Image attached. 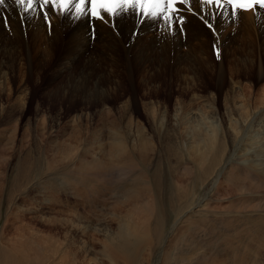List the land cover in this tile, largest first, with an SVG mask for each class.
<instances>
[{"label":"bare ground","instance_id":"6f19581e","mask_svg":"<svg viewBox=\"0 0 264 264\" xmlns=\"http://www.w3.org/2000/svg\"><path fill=\"white\" fill-rule=\"evenodd\" d=\"M190 2L194 12H198V0H190ZM179 7L183 8L181 15L185 17L186 21L183 25V34L178 31L180 27L178 22L175 25L177 31L175 34H170L166 27L163 26L162 21L157 24L151 20H146L141 25L136 17L129 13L115 19L94 21V38L91 39L93 33L89 30V20L86 18L76 21L71 15L61 16L54 14L51 16V26H49L48 23L43 21L42 14L32 13L29 14L30 18L29 16H25L24 22H22L21 16L24 14L16 8L14 0H7L6 5L0 7V120H17L28 117L29 119H38L41 122L43 118L58 119L62 114H65L67 109L76 108L77 114L73 116L72 123L76 122L80 124V122L87 121L88 118L91 119L97 115L111 114V110L115 108L119 97L123 96L122 94L125 92L128 83L131 86V90L128 94V101L120 106V115L123 117V120L125 118L128 121V128L134 127L136 133L141 135L134 136L129 133L127 134L128 139L125 136L126 134L124 135L125 137L123 136L124 133L121 135L119 131L113 132V142L110 148L112 151L108 155V158H111L110 160L113 158L115 164L117 162L125 170L137 169L139 167V175L130 179L131 181H135L137 178L138 182L140 181L146 186L151 184V190L144 188L147 189L150 196H158V192L163 189L165 195H171L174 196V199H178L177 209L173 207L176 203L175 200H173L175 202L173 205V202L169 199L168 203L171 202V206L174 209L172 211L173 214L182 212L179 216H175L177 217L176 219L174 218L175 223L180 225L190 223L194 224V226L197 225L200 223V218L208 214L209 206L211 205L209 203L217 201L215 198L207 197V195L210 196V194L215 192L214 185L211 186L209 182L211 172L214 173L213 179L219 177L224 181L231 180L234 184L238 183V187L235 188L238 192L237 197L239 198L247 193L246 195L249 194L247 199L255 201L253 209L256 211L254 214L259 218L258 231H260L261 239H264V144L262 145L256 141L258 137L256 132L264 133V112H259L255 118L259 129H253L249 125L246 129L244 128L243 135L240 138L239 135L242 130L238 128L234 121H231L232 123H229L227 127L223 126L220 128L221 130H218V128L216 130V127L203 129L204 127L199 128L196 125L197 128L194 126L190 131H186L177 149L182 154V158L185 159V163H179L175 166L172 178L166 172L162 159L158 154L159 142L158 140H154L155 136L161 135L162 127L157 124L155 129L150 128L152 130L146 133L142 127L139 128L141 129L139 131L137 125L132 126L131 124V120H134L133 117L137 116L139 111L132 76L142 71H151V65L162 62L163 59H165V65L170 60L168 56L166 58H159V56L153 53L154 48L179 49L182 48V41L187 39L186 43L192 42L196 45L192 46L187 54L176 52L172 59L174 62L186 60L198 61L200 57H204L203 61L209 62L207 60L209 57L211 61L212 57H216L213 44L217 41V36L213 34L212 29L206 26L205 20L201 19L202 14L189 13L186 6ZM215 29L219 33L218 39L220 41L221 56L226 55L228 50L231 51L235 47L236 50H240L241 52L254 53L256 50L261 49L264 51L263 10L247 13L241 12L239 13V18L235 21L218 17L215 22ZM134 32L137 34L134 35ZM231 33H233L232 36ZM235 43L240 44V46H236ZM33 68L36 71L49 69L50 73L53 72L49 82H55L59 78H62L60 79L62 81L65 80V84L63 83L64 87L54 88V93L47 97L48 103L53 104L57 102L59 104L56 111L54 110L55 112H49L47 109H41L39 105H36L33 112L27 114L26 105L31 101L29 94L32 87L29 83L34 75L32 72ZM155 75L149 80L155 82V78H153ZM38 81L35 80L34 84H37ZM91 92L95 94H91ZM155 95L156 93L152 92L150 95L147 93L143 94V97L149 100L150 98L157 97ZM14 97L16 101L14 104H11ZM2 103L6 105L2 107ZM150 104L156 105V102L150 101ZM239 107L245 110L244 116L248 117L252 115L249 108L247 109L244 104ZM64 108L65 111H63ZM155 109L158 111L159 107L156 105ZM198 110L200 111V109ZM149 113L147 111L144 114L148 117L150 116ZM200 114L204 115L201 111ZM76 123H74V126ZM160 125H162V122H160ZM46 131V129H38L39 134L42 136L46 135ZM136 139L139 140V144H137L138 142L135 143ZM236 139H238L237 146H232V143ZM222 142H226L227 147L223 148L221 146ZM131 147L138 148L140 151V154L136 153L139 156L138 162L131 159V154H134L130 150L132 149ZM144 150H147L148 153H144ZM191 160H194V163L190 164ZM151 161L153 162L152 169L154 170V176L151 179H147L151 168ZM98 162L100 161L98 160ZM39 171L37 159H32L30 153H26V157L21 162L17 171L12 170L14 174L11 173L10 179H6L2 187L0 185V264H75L76 259H78L76 253L73 251L74 249L72 250L70 247L74 244L72 240L75 237L73 236L74 234L72 235V232L76 229L74 225L69 229L68 227L71 226L69 221L60 217L53 218L52 221L45 216L51 209L52 203H62V200H60L62 199L61 193H64V195L70 194L68 191H71V184L73 182L71 184L65 181L53 182L50 187V193L46 190L50 188H45L44 194H41L38 192V189H40V183H38V180H40ZM46 173L43 175H46ZM43 175L41 176L44 177ZM50 178L55 179L52 176ZM122 178V180H125L128 177L122 176ZM213 179L214 183L216 179ZM246 182L248 187L245 186ZM133 183L132 186L134 185ZM5 184L8 187L4 190ZM127 186L129 185L127 184ZM250 187L252 188L250 189ZM203 188H209V190L206 193L200 194ZM39 193L40 197L38 200L34 196ZM47 193L50 194L49 197L52 196V200L48 198ZM129 195L138 196V192L133 190ZM161 198L163 199L164 197ZM170 198L172 199V197ZM256 198H259L261 202H256ZM27 201H31V204L24 205L23 203ZM152 206L153 210H151ZM152 206L150 207V204H148L144 211L155 213L157 211L156 205L153 204ZM171 213H169L170 216ZM235 213L234 210V217ZM247 213L249 212L245 214ZM240 214L239 216L244 215V213L243 215L242 213ZM27 215H32V218L28 220L30 225L35 224L48 233H56L58 228L61 230L58 225L54 224V220L61 223L64 227V239L62 243L57 242L52 235L50 237L41 236L40 238L37 236L35 239L32 234L33 236L29 237V232L27 233L24 230L25 226L16 228L17 231H14L17 232L15 237L12 239L7 237V239L4 234L8 225H11L10 218L21 221L22 219H28ZM160 215L156 216L158 218L150 216L151 220L154 217L152 225H149L152 235L147 233L149 229L147 227L149 226H147L148 221H145V219L140 220L141 224H143L141 228L140 224L138 225L129 220H125L127 221L125 222L124 219L122 220V224H118L116 229H113L110 223H98V225L91 227L90 230L96 234L101 236L106 234L104 238L106 239L107 246L103 247L101 253H97L93 245H90L86 240H81L76 252L78 251L82 256H80L81 260L77 263L88 264V259L94 262L98 261L96 264H102L104 260L108 264H118V260L130 263L132 259L128 257L133 251L135 252V257L139 256L140 252L146 249L155 251L153 250L154 244L159 241L162 232H164V224L161 221ZM216 215H226V213L218 211ZM111 217L116 218V216L113 217L112 215ZM254 220L256 221V219ZM224 222L219 224H223ZM237 222L239 221L237 220ZM232 225L234 224L232 223ZM253 226L255 225L253 224ZM87 230H89V225L79 227L81 235H86ZM170 233L171 231L167 234L170 236ZM26 234L28 236H25ZM32 237L36 240V242L34 241L36 247L30 248L29 245L33 244ZM38 238L40 244L37 241ZM57 244H60L62 247H56ZM190 245L187 247L189 250ZM26 246L29 248L24 252ZM55 248L57 249L52 252L51 256H45V253ZM188 252L186 250L185 254ZM24 255L32 256L25 258L23 257ZM152 255L153 252L148 253V258ZM191 257L192 255L189 252V258ZM203 257L205 255H201V259ZM156 262L157 258H153L147 263L140 264H155Z\"/></svg>","mask_w":264,"mask_h":264},{"label":"rangeland","instance_id":"374dc122","mask_svg":"<svg viewBox=\"0 0 264 264\" xmlns=\"http://www.w3.org/2000/svg\"><path fill=\"white\" fill-rule=\"evenodd\" d=\"M113 32L116 33L115 30H113ZM232 34L233 33H231V36ZM186 40L182 41V48L179 49L154 48L153 53L159 56V58H166V56L170 57L169 63L165 65V59H163L162 62L151 65V71H142L132 76L134 88L136 89L135 94L138 99L139 111L138 115L133 117L134 120H131V124L132 126L137 125L138 129L142 127L146 133L152 130L150 128L155 129L157 124L162 127L161 135H154L156 137V139L154 137V140H158L159 142L160 147L158 154L162 159V164L166 172L168 175L170 174L169 176L171 178L174 175L173 170L175 166L179 163H185V159L182 158V154L177 149L186 131H190L194 126L195 128L204 127L203 129L216 127V130L217 128L221 130L220 128L223 126L227 127L229 123L234 121L238 128L242 130L239 135L240 138L243 135L244 128L246 129L249 125L253 129H259L255 118L259 112H264V51L262 49L256 50L254 53H249L247 51L241 52L240 50H236L235 47L232 48L231 51L228 50V53L223 55L220 61L217 60L216 57H212L213 59L211 61L209 57L207 59L209 62H205L203 61L204 57H200L198 61L186 60L174 62L172 59L176 52L179 54H187L188 50L196 45L192 42L186 43ZM235 45L238 47L240 46L238 43H235ZM32 72L34 75L29 83L32 87L29 94L31 96V101L26 105L27 114L32 113L36 105H39L41 109H47L49 112H55L59 104L57 102L53 104L50 102L48 103L49 100L47 97L54 93V88L60 86L61 88L64 87L63 83L65 84V80L62 81L60 80L62 78H59L55 82H49L53 75V72L50 73L49 69L36 71L33 68ZM154 74H156L155 77H153L155 78V82H152L149 79ZM34 79L37 81L39 80L37 84H34ZM130 90L131 86L127 83L125 92L122 94L123 96L119 97L115 108L111 110V114L97 115L91 119L88 118L87 121L80 122V124L74 122L76 123L75 126L74 123H72V119H74L73 116L77 114L76 108L67 109L68 111L66 110L65 114H62L58 119L43 118L41 122L38 119H29L28 117L17 120H0L1 187L6 179H10L12 170L17 171L21 162L26 157V153H30L32 159H37L38 161V168L40 169V180H38L40 189H38V192L41 194H44V189L50 188L53 182L65 181L70 184L73 182L71 184V191H68L70 194L64 195V193H61L62 199L60 200H62V203H52L51 209L49 210L50 213L48 212L45 216L52 221L53 218L56 219L60 217L61 219L69 221L71 225L68 227L69 229L73 227V225L74 228H76L72 232V235L74 234L73 236H75L72 239L74 244L70 246L72 250L74 249L73 251L78 258H75V264H78L81 260L80 256L82 255L78 251L76 252L80 246L79 242L81 240H86L90 245H93L97 253H101L103 247L107 246L106 239L104 238L106 234L102 236L96 234L90 230L91 227L98 225V223H110L111 227L116 229L118 224H122L123 219L124 221L129 220L138 225L140 224V228L143 227L140 220L145 219V221H148L147 226H151L154 217L159 216L160 211L161 221L164 224V232H162L159 241L154 244L153 250L155 251L146 249L140 252L139 256L137 255L136 257L133 251L128 257L132 259V262L129 263L124 260H118V264L147 263L153 258H157L155 264H227L229 260L228 264H264V239H261L260 231H258L259 218L254 214L256 211L253 209L255 201H249V199H247L249 194L246 195L247 193L241 196L242 198L237 197L238 192L235 188L238 187V183L234 184L231 180L224 181L219 177L213 179L214 173L211 172L209 182L211 186L214 185L215 192L210 194V196L207 195V197L215 198L217 201H215L216 203H209L211 205L209 206L210 209L208 210V214L200 218V223L195 225V228L192 223L186 225L175 223V219L177 218L175 216H179L182 212L173 214L172 211L178 208V199H174V196L165 195L163 189L158 192L159 195L161 194L160 196L158 194L156 197L153 195L150 196L147 189L151 190V184L146 186L140 181L138 182L137 178L135 181H131V179L139 175V167H137V169L125 170L121 165H118L117 162L115 164L113 158L112 160L108 158V155H110L112 151L110 148L113 142V132L119 131L121 135L124 133L123 136L126 134L125 136L128 139L129 137L127 134L129 133L134 136L141 135L136 133L134 127H131L132 129L128 128V121L125 118L123 120V117L120 115V106L128 101ZM152 92L156 93L155 96L157 97L150 98L149 100L143 97V94L147 93L150 95ZM91 94L95 93L91 92ZM15 101L16 99L14 97L11 104H14ZM150 101L156 102L157 107H159L158 111L155 109L156 105L150 104ZM242 104H244L247 109L249 108L254 116H244L245 110L239 107ZM5 105V103H2V107ZM178 108L180 109L178 110ZM198 109H200L204 115H201ZM63 111H65V108ZM113 111L115 114H113ZM147 111L150 112L149 115L151 117L145 116L144 113H147ZM160 122H162L163 126L160 125ZM39 128L47 130L45 136L39 134ZM139 131H141V129H139ZM256 135L258 136L256 141L263 145L264 133L256 132ZM238 139L232 143V146L237 144ZM138 141L139 140L136 139L135 143ZM137 144H139V142ZM221 146L225 148L227 147V143L222 142ZM131 148L130 150L134 153L131 154V159L138 162L139 156L137 154H140V151L138 148ZM143 152L148 153L147 150ZM98 160L100 162H98ZM192 163H194V160H191L190 164ZM152 165L153 162L151 161V171L149 170L147 179H151L154 176ZM45 173L46 175H43ZM12 174H14V172ZM51 176L55 179L50 178ZM122 176L128 178L122 180ZM169 176L168 179L170 180ZM212 179H216L214 183ZM132 183L134 184L133 186ZM127 184L129 186H127ZM247 185L246 182L245 186L248 187ZM6 187H8V185L5 184L4 190ZM251 188L252 187H250V189ZM46 190L50 193L51 188ZM130 190L137 191L138 196L129 195L131 192ZM208 190L209 188H203L200 194L206 193ZM40 193L34 196L38 200ZM49 195L50 194H48V198L52 200V196L49 197ZM161 197L164 198L162 199ZM170 197H172V199ZM160 199H162V201H160ZM168 199L172 202L175 200L176 203H172V205L174 203L176 205H173L174 209L171 206V202H169L170 204L168 203ZM255 200L258 203L261 202L259 198ZM143 201L147 205H145ZM64 202L66 203L65 205ZM23 204H31V201L24 202ZM148 204H150V207L155 204L157 211L154 210L155 213L145 212L144 209ZM151 210H153V206ZM234 210L236 212L235 217ZM218 211H223L226 215L218 216L216 215ZM246 212L249 213L245 214ZM169 213H171V216ZM240 213H242V215L244 213V217L239 216L241 215ZM111 215L113 217L116 216V218H112ZM150 216H154L152 220ZM27 218L28 219H22L21 221L10 218L11 225H8L5 229L7 234L5 232L4 236L12 239L17 233L14 232L17 231L16 228L25 226L24 230H26L27 233L29 232V237L34 235L36 239L37 236L40 238L41 236L50 237L52 235L57 242L60 244L62 243L64 239V227L61 223L54 220V224L58 225L61 230L58 228L56 233H48L35 224L30 225L28 223L32 215H27ZM236 219L239 222H237ZM254 219H256V221ZM232 220L234 221L232 222ZM223 221H225L223 224H219ZM232 223L234 225H232ZM87 224L89 225L90 231L87 230L86 235H81L79 227H83L84 225L88 226ZM253 224L256 227L253 226ZM150 226L147 227V229L149 228L147 233L152 235ZM169 231H171L170 236L167 234ZM28 234L25 236H28ZM34 237L31 238L33 244L29 245L30 248L36 247L34 245V241L36 242ZM39 238L37 241L40 244ZM60 244H57L56 247L58 246L61 248L62 246H60ZM189 245L190 250L189 248L187 249ZM29 247L26 246L24 252ZM56 249L57 248L45 253V256H51L52 252ZM186 250L191 253V258H189V252L185 254ZM151 252H153V255L148 258V253ZM201 255H205V257L202 258L203 260L201 259ZM31 256L24 255L23 257L30 258ZM87 262L88 264H96L98 261L94 262L88 259ZM102 262V264H108L106 260Z\"/></svg>","mask_w":264,"mask_h":264},{"label":"snow or ice","instance_id":"6c2138e0","mask_svg":"<svg viewBox=\"0 0 264 264\" xmlns=\"http://www.w3.org/2000/svg\"><path fill=\"white\" fill-rule=\"evenodd\" d=\"M199 11L194 12L190 0H14L16 8L25 16L32 13L42 14L43 21L51 26V16L71 15L76 21L86 18L89 22L115 19L121 15L133 14L142 25L146 20L159 24L163 22L170 34H175L178 22V31L183 34L185 17L181 15L182 7L186 6L189 13L201 15L206 26L213 30L217 41L213 44L217 60L222 58L220 50L219 33L215 29L217 18L235 21L239 13L257 12L264 10V0H198ZM7 0H0V7L6 5ZM139 26V25H137ZM137 34L134 32V35ZM94 38V25H93Z\"/></svg>","mask_w":264,"mask_h":264}]
</instances>
